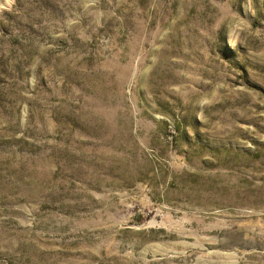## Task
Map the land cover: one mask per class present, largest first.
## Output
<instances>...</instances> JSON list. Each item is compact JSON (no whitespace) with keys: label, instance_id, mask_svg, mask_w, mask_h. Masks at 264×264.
<instances>
[{"label":"rangeland","instance_id":"rangeland-1","mask_svg":"<svg viewBox=\"0 0 264 264\" xmlns=\"http://www.w3.org/2000/svg\"><path fill=\"white\" fill-rule=\"evenodd\" d=\"M0 264H264V0H0Z\"/></svg>","mask_w":264,"mask_h":264}]
</instances>
